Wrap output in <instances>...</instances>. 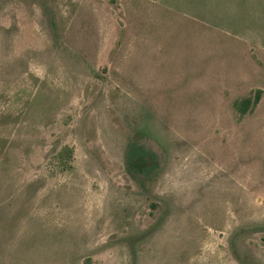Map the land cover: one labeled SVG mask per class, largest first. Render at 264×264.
Here are the masks:
<instances>
[{"label":"rangeland","instance_id":"rangeland-1","mask_svg":"<svg viewBox=\"0 0 264 264\" xmlns=\"http://www.w3.org/2000/svg\"><path fill=\"white\" fill-rule=\"evenodd\" d=\"M0 264H264V0H0Z\"/></svg>","mask_w":264,"mask_h":264},{"label":"trees","instance_id":"trees-1","mask_svg":"<svg viewBox=\"0 0 264 264\" xmlns=\"http://www.w3.org/2000/svg\"><path fill=\"white\" fill-rule=\"evenodd\" d=\"M260 93L257 92L253 105H255L259 98ZM250 101L248 99L243 100L237 110L241 114H245L250 107ZM147 158H149V153L145 152L141 147L136 144L129 145L126 152V168L131 173H138L148 175L151 171L152 166L148 165ZM150 161V159H149Z\"/></svg>","mask_w":264,"mask_h":264}]
</instances>
